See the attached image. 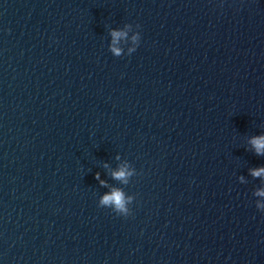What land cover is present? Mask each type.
<instances>
[{
	"label": "water",
	"instance_id": "water-1",
	"mask_svg": "<svg viewBox=\"0 0 264 264\" xmlns=\"http://www.w3.org/2000/svg\"><path fill=\"white\" fill-rule=\"evenodd\" d=\"M262 135L264 0H0V264H264Z\"/></svg>",
	"mask_w": 264,
	"mask_h": 264
},
{
	"label": "clouds",
	"instance_id": "clouds-1",
	"mask_svg": "<svg viewBox=\"0 0 264 264\" xmlns=\"http://www.w3.org/2000/svg\"><path fill=\"white\" fill-rule=\"evenodd\" d=\"M123 31L113 30L112 36L115 41L118 40L121 36L125 35ZM135 39V37H134ZM113 52L119 56L121 54V49L113 46ZM251 143L255 147L257 154L264 155V135L253 137ZM251 173L254 177H259L264 174V167L254 168L251 170ZM131 175V172L127 170L126 167L120 168L118 171L113 173L114 178L123 180L125 183L127 182V177ZM97 178H99V173H97ZM103 183V182H102ZM256 196H264V189H258L255 192ZM131 198L125 199L124 193L119 189H114L112 193L106 194L100 201V204L103 206L112 207L114 211L118 214H123L127 216L129 214V209L127 207V203ZM256 207L264 211V204L257 203Z\"/></svg>",
	"mask_w": 264,
	"mask_h": 264
}]
</instances>
